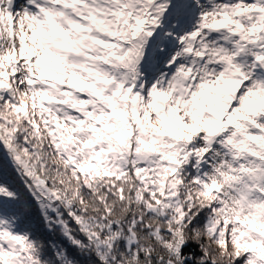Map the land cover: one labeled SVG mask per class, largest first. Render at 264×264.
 <instances>
[{
    "label": "snow or ice",
    "instance_id": "1",
    "mask_svg": "<svg viewBox=\"0 0 264 264\" xmlns=\"http://www.w3.org/2000/svg\"><path fill=\"white\" fill-rule=\"evenodd\" d=\"M0 264H264V0H0Z\"/></svg>",
    "mask_w": 264,
    "mask_h": 264
}]
</instances>
